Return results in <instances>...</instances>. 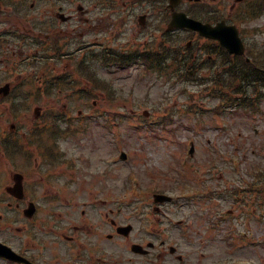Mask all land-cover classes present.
Wrapping results in <instances>:
<instances>
[{
    "label": "rangeland",
    "instance_id": "1",
    "mask_svg": "<svg viewBox=\"0 0 264 264\" xmlns=\"http://www.w3.org/2000/svg\"><path fill=\"white\" fill-rule=\"evenodd\" d=\"M157 19L158 16V23ZM152 22L155 18H150L149 26ZM20 23L24 28L28 25L26 21ZM257 23L263 25L264 18ZM141 30L137 29V36L140 41H145L151 30L144 34ZM253 35L254 39L264 42V31ZM181 37L183 45L190 39L183 32ZM193 41L194 44L204 42L199 38ZM25 42H7L3 55L0 49V69H14L13 82L20 79L19 74H30L39 68L13 61V50H16L14 58L24 56L29 46ZM36 46L32 44L31 49L34 51ZM108 70L100 73V77L110 81L114 90L118 88L116 98L101 90L96 97H78L76 100L62 96L31 97L28 109L26 106L21 109L14 121L8 110L10 103L0 101L1 131L16 122L19 125L34 124L33 111L37 106L44 110L49 107L64 110L66 118L72 119L75 125H79L75 119L82 111L80 125H90L81 139L63 142L74 153L83 155L78 191H64L72 204L65 213L73 219H69L73 224H82L88 229L96 241L97 251H85L83 246L91 249V241L84 238L77 247L71 246L70 258L77 253L92 254L100 258V264H264V190L257 188V183H264V99H258L257 112L234 107L221 109L223 99L210 95V71L206 69L193 81L167 79L166 76L156 78L154 75L139 80L134 76L138 72L136 65L126 69L113 67L109 70L111 74ZM82 85L90 84L85 81ZM244 89L248 97L253 96L250 89ZM94 99H97L95 106ZM145 110L150 112L146 120L142 116ZM107 125L115 126L111 131ZM112 138H116L114 144ZM189 139L195 142V155L180 163ZM115 151L116 155L109 158L107 165L106 159ZM121 151L127 152L126 161L119 158ZM115 157L116 161L113 160ZM12 168L11 161L0 151V184L4 182L3 187L11 179ZM201 169L207 173L203 175L204 184L200 185L197 179ZM133 177L140 181L136 187ZM184 182L204 190V194L214 193L179 203L180 207L165 203L159 205L161 212H156L153 194L173 195ZM1 189L0 214L12 201L5 188ZM110 203L116 205L114 217L118 225H133L134 231L128 238L108 239L106 235L112 230L106 220L112 217L111 213L98 226H93L99 214L104 216L114 207ZM231 210L233 214L219 220V211L229 213ZM61 211L64 213L63 209ZM8 214L11 217L12 212L8 211ZM183 215L187 216L188 224L176 227L174 222ZM13 226L10 218H3L0 239L18 245L19 235ZM150 242L154 247H148ZM134 243L148 247L150 254L134 253L131 250ZM171 246L177 248L176 254H171ZM179 255L183 262H179ZM0 264L3 263L0 261Z\"/></svg>",
    "mask_w": 264,
    "mask_h": 264
},
{
    "label": "flooded vegetation",
    "instance_id": "2",
    "mask_svg": "<svg viewBox=\"0 0 264 264\" xmlns=\"http://www.w3.org/2000/svg\"><path fill=\"white\" fill-rule=\"evenodd\" d=\"M130 0H46V37L48 45L51 49L55 47L57 41L62 40L63 49L76 50L89 48L95 52L102 51L103 55H110L114 50L121 46L116 41V30H121L119 23L129 25L132 19L127 15L125 9H118V6L125 8ZM191 8L189 15L207 23H217L224 21V18L218 16L217 10H220L219 5H212L211 1L198 3L201 0H188ZM184 2V0H183ZM145 4V0H143ZM160 3H158L159 5ZM161 5V4H160ZM15 6L20 12L25 13L26 0H1L0 15L2 8L9 14L15 9ZM162 9L161 14L158 12V20L161 22L158 28H161L167 19V22L172 17V10ZM235 8H238L236 20L230 16L231 24L238 27L240 33V16L245 11L252 9L253 13L249 15L264 17V0H239ZM181 9V5L177 8ZM259 9L258 12H256ZM234 7L232 8V11ZM126 12V15H124ZM145 23L150 20V13L144 10ZM132 16L135 17L133 12ZM140 16V15H139ZM143 19V23H144ZM160 21V20H159ZM190 34L198 37V33L190 31ZM63 38V39H62ZM62 49V50H63ZM54 51L52 50V54ZM218 58L214 57V60ZM222 62L224 58L220 57ZM231 62H240V59L233 57ZM77 139H73L75 141ZM69 143V142H67ZM64 151L59 158L58 155H53V158H48L46 163V175L33 177L30 183V199L28 202H36V211L34 216L28 220L29 226H24L22 229L31 234L32 250L34 261L42 264H72V262H81L78 264H100L98 258H88L85 255L74 254L73 247H77L78 242L85 241L84 238L91 241L89 245H95V240L88 233V229L83 225H77L69 219H72L65 209L72 206L66 199L64 191H78L81 174L80 154L74 153L68 147L61 148ZM60 167H65L63 171ZM66 167L68 171L66 172ZM40 180L42 185L36 186L35 181ZM77 193V192H76ZM41 199H38L37 196ZM66 196V197H65ZM20 215L23 213L21 203L17 205ZM64 210V213L61 210ZM85 214L84 211L81 212ZM112 217H107L108 224L113 231L116 230V214L115 209L104 214ZM115 216V217H114ZM73 220V219H72ZM78 220V219H77ZM91 221V218L88 220ZM101 223L98 216L93 222L96 227ZM112 234L106 235L108 238ZM29 242H27L28 244ZM70 243L71 246H68Z\"/></svg>",
    "mask_w": 264,
    "mask_h": 264
},
{
    "label": "water",
    "instance_id": "3",
    "mask_svg": "<svg viewBox=\"0 0 264 264\" xmlns=\"http://www.w3.org/2000/svg\"><path fill=\"white\" fill-rule=\"evenodd\" d=\"M179 0H172L174 3H178ZM171 26H182V27H189L196 29L200 31L202 34L207 35L209 37L217 38L219 39L222 43L227 45L232 51L235 52H243L242 44L238 43V37L236 34L232 33L229 30H224L223 28L220 27H211L208 24H203L198 21H195L193 19H190L185 13H177L175 14V17L170 24ZM232 33V35H230ZM232 44V46H230ZM5 89V88H4ZM7 89V87H6ZM158 198V196H157ZM164 197H159V199H162ZM130 230V227H126L124 229L125 233H128ZM135 251H139L141 248L139 245H135L133 247ZM0 255L5 256V257H10V258H17L18 256L12 252L9 248L3 247L2 251L0 250Z\"/></svg>",
    "mask_w": 264,
    "mask_h": 264
},
{
    "label": "trees",
    "instance_id": "4",
    "mask_svg": "<svg viewBox=\"0 0 264 264\" xmlns=\"http://www.w3.org/2000/svg\"><path fill=\"white\" fill-rule=\"evenodd\" d=\"M247 65V64H246ZM250 67V66H249ZM247 68V67H246ZM245 85H248V86H250L251 88L252 87H254V86H256V89H255V91H257V89L259 88V85H261V84H259V83H250V82H248V81H246L245 82ZM251 104H252V107H254V106H256V104L254 103V102H250Z\"/></svg>",
    "mask_w": 264,
    "mask_h": 264
}]
</instances>
